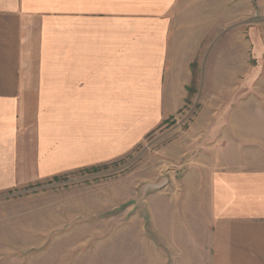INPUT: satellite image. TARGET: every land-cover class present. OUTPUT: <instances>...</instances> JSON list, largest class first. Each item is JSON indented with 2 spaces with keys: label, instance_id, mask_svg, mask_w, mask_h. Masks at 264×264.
<instances>
[{
  "label": "crops",
  "instance_id": "0c3cea01",
  "mask_svg": "<svg viewBox=\"0 0 264 264\" xmlns=\"http://www.w3.org/2000/svg\"><path fill=\"white\" fill-rule=\"evenodd\" d=\"M185 11V0H0V194L122 160L158 129L176 107L165 79ZM223 164L199 195L208 210L192 215L185 263L264 264V166Z\"/></svg>",
  "mask_w": 264,
  "mask_h": 264
},
{
  "label": "rangeland",
  "instance_id": "374dc122",
  "mask_svg": "<svg viewBox=\"0 0 264 264\" xmlns=\"http://www.w3.org/2000/svg\"><path fill=\"white\" fill-rule=\"evenodd\" d=\"M185 6L165 79L176 107L122 160L1 193L0 264H186L208 178L264 166L263 1Z\"/></svg>",
  "mask_w": 264,
  "mask_h": 264
},
{
  "label": "trees",
  "instance_id": "16d2710c",
  "mask_svg": "<svg viewBox=\"0 0 264 264\" xmlns=\"http://www.w3.org/2000/svg\"><path fill=\"white\" fill-rule=\"evenodd\" d=\"M57 179H59V177L55 178L54 180H57Z\"/></svg>",
  "mask_w": 264,
  "mask_h": 264
}]
</instances>
